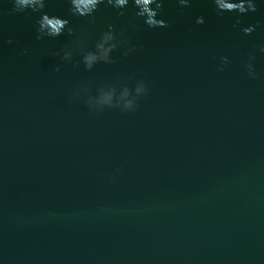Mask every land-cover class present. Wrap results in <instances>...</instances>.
I'll list each match as a JSON object with an SVG mask.
<instances>
[{
  "label": "water",
  "instance_id": "water-1",
  "mask_svg": "<svg viewBox=\"0 0 264 264\" xmlns=\"http://www.w3.org/2000/svg\"><path fill=\"white\" fill-rule=\"evenodd\" d=\"M10 7L0 2L3 264H264V54L254 51L264 4L221 17L209 0L184 10L168 0L167 27L135 18L138 52L91 72L71 63L54 72L52 53L73 37L38 40V14ZM44 11L87 30L90 47L135 9L118 17L101 5L94 26L69 15L66 0ZM257 23L249 36L238 29ZM250 52L254 80L242 64ZM221 55L231 61L222 72ZM128 76L150 86L132 113L90 114L69 100L82 82Z\"/></svg>",
  "mask_w": 264,
  "mask_h": 264
},
{
  "label": "clouds",
  "instance_id": "clouds-1",
  "mask_svg": "<svg viewBox=\"0 0 264 264\" xmlns=\"http://www.w3.org/2000/svg\"><path fill=\"white\" fill-rule=\"evenodd\" d=\"M2 2V0H0ZM11 7L8 10L9 15L19 13L38 14L36 20V39L43 37L55 38L64 34L73 37L66 43L59 52H53L54 56L59 57V64L54 68V72H59L61 66L71 63L73 67H83L86 72H91L97 65H113L116 63V54L120 57H129L135 55L139 47L129 39V32H135L137 25L135 18H142L143 23L148 28H165L168 26V20L163 18V8L168 0H66L68 4V14L84 18L86 25L94 26L96 24V13L101 5L111 8L116 16H123L124 10L131 6L135 12L127 21L125 27L117 29L112 23H106L105 26L95 34V38L89 47L86 43L88 31L82 30L79 34L69 27L67 18L56 15H49L44 11L49 0H8ZM180 10L192 6L193 0H174ZM217 16H224L226 13H235L237 17H245L257 11L264 0H209ZM0 15H3L0 12ZM197 25L204 23L203 16H196ZM241 20L237 19L232 25L237 29ZM259 27L257 24H248L239 27L240 33L249 36ZM7 43H12L8 40ZM27 51V50H25ZM254 51L264 54V42L254 45ZM20 54H23L21 52ZM74 57H78L74 60ZM256 56L253 52L246 54L242 64L246 75L250 79H257L258 73L255 66ZM231 63L226 55L218 57L215 65L217 71L224 69ZM150 92L149 84L142 78L117 77L112 81L100 82L93 85L90 81L82 82L72 90L69 100H75L83 103L90 114H98L105 110H117L121 113H132L136 111L138 102L146 97ZM119 169H115L110 182L119 174ZM0 264H3L0 259Z\"/></svg>",
  "mask_w": 264,
  "mask_h": 264
}]
</instances>
